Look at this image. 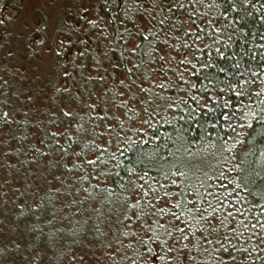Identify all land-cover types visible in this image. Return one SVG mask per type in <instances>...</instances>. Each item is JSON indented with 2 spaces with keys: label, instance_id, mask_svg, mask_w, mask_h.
Masks as SVG:
<instances>
[{
  "label": "trees",
  "instance_id": "1",
  "mask_svg": "<svg viewBox=\"0 0 264 264\" xmlns=\"http://www.w3.org/2000/svg\"><path fill=\"white\" fill-rule=\"evenodd\" d=\"M87 5L0 0L6 257L264 264V0Z\"/></svg>",
  "mask_w": 264,
  "mask_h": 264
},
{
  "label": "rangeland",
  "instance_id": "2",
  "mask_svg": "<svg viewBox=\"0 0 264 264\" xmlns=\"http://www.w3.org/2000/svg\"><path fill=\"white\" fill-rule=\"evenodd\" d=\"M9 2V8L11 9L12 7L15 12V18L13 17V19L9 21L10 26L8 28L11 29L10 33L16 36L17 39L15 40L18 42H21L24 37H27L30 31V25L33 27L40 24L39 22L42 17L52 18V22L49 23V25L53 27L54 17L58 16V14L66 8L77 9L78 11L81 10V14L90 10L87 5V0H10ZM87 18L91 20L92 17L88 15ZM0 220L2 223L0 225V246L3 250L0 264H22V259L19 255L13 256L12 260L6 257L5 246L8 240L6 229L7 220L6 218H0ZM13 236L14 238L21 237L20 233H15ZM81 264L95 263L82 260Z\"/></svg>",
  "mask_w": 264,
  "mask_h": 264
},
{
  "label": "flooded vegetation",
  "instance_id": "3",
  "mask_svg": "<svg viewBox=\"0 0 264 264\" xmlns=\"http://www.w3.org/2000/svg\"><path fill=\"white\" fill-rule=\"evenodd\" d=\"M10 0H5V5H7V6H9V4L8 3H10L9 2ZM7 3V4H6ZM11 7V6H10ZM10 9V8H9ZM11 13H15L14 11H13V9H12V7H11V9H10V15H12Z\"/></svg>",
  "mask_w": 264,
  "mask_h": 264
}]
</instances>
